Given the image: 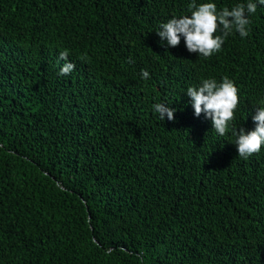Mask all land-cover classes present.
Masks as SVG:
<instances>
[{
	"label": "trees",
	"instance_id": "1",
	"mask_svg": "<svg viewBox=\"0 0 264 264\" xmlns=\"http://www.w3.org/2000/svg\"><path fill=\"white\" fill-rule=\"evenodd\" d=\"M192 2L0 0V264H264V146L239 156L186 95L228 76L255 127L264 6L205 58L156 33Z\"/></svg>",
	"mask_w": 264,
	"mask_h": 264
},
{
	"label": "clouds",
	"instance_id": "2",
	"mask_svg": "<svg viewBox=\"0 0 264 264\" xmlns=\"http://www.w3.org/2000/svg\"><path fill=\"white\" fill-rule=\"evenodd\" d=\"M261 6H264V0H241L234 6L222 8L218 7L216 0H193L189 5L190 14L173 16L161 22L156 33L165 47L178 46L183 38L188 51L210 57L222 49L227 37L234 31L242 38L248 36L251 17ZM59 57L64 61L59 74H71L76 65L68 59L69 50L61 51ZM141 78H150L147 69L141 70ZM186 95L195 115L203 113L210 119L217 134L223 135L231 127L239 156L248 158L261 151L264 146V99L259 101L252 116L255 127L246 130L232 125L240 97L238 86L230 77L224 76L221 80L211 76L202 78L200 83L186 89ZM152 107L161 120L175 118L176 109L165 101Z\"/></svg>",
	"mask_w": 264,
	"mask_h": 264
}]
</instances>
